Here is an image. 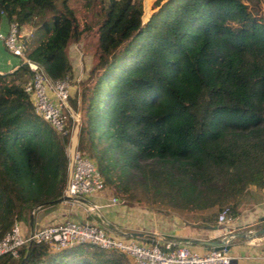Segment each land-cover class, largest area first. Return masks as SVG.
<instances>
[{"label":"trees","instance_id":"1","mask_svg":"<svg viewBox=\"0 0 264 264\" xmlns=\"http://www.w3.org/2000/svg\"><path fill=\"white\" fill-rule=\"evenodd\" d=\"M141 14L142 0H0V21L31 29L24 53L51 81L70 75V43L95 41L67 104L78 118L75 147L115 202L152 196L196 213L203 230L221 210L234 222L264 193V20L242 0H154L144 24ZM30 75L22 63L0 73V238L14 222L28 226L66 182L73 119L60 134L34 113L23 91ZM0 264L132 262L89 243L30 242Z\"/></svg>","mask_w":264,"mask_h":264},{"label":"built area","instance_id":"2","mask_svg":"<svg viewBox=\"0 0 264 264\" xmlns=\"http://www.w3.org/2000/svg\"><path fill=\"white\" fill-rule=\"evenodd\" d=\"M0 41L6 51L17 58L18 63L27 66L31 74L23 83V91L28 94L34 113L56 132L65 134L68 116L73 122L78 121L77 115L71 112L67 104L69 90L65 80H49L39 66L26 57L22 36L16 23L9 24L7 30L0 33ZM65 154L68 165L62 195L81 198L100 192L103 189L102 179L93 162L75 146L67 148ZM111 200L115 202L114 199ZM216 225L221 226L210 230L213 238H220L230 245L234 231L225 210L218 212L214 226ZM153 237L146 242L126 235L114 236L98 224L74 219L46 225L25 234L21 231L20 223L14 222L0 238V255L8 253L16 257L20 246L35 242L47 244L52 250L89 243L103 250L122 253L132 264H233L236 259L224 247L209 248L199 253L188 243L158 239L154 235ZM258 239L254 238V244Z\"/></svg>","mask_w":264,"mask_h":264},{"label":"rangeland","instance_id":"3","mask_svg":"<svg viewBox=\"0 0 264 264\" xmlns=\"http://www.w3.org/2000/svg\"><path fill=\"white\" fill-rule=\"evenodd\" d=\"M153 1L154 0H142V14L140 16L141 24H144L149 17L152 11ZM242 1L247 4L253 15L260 16L261 19L264 20L263 2L258 0ZM145 7H147L146 10ZM94 42V40L92 41L91 38H89L85 45L81 43H70L67 47V55L71 64V72L70 75L64 80L68 85L69 97L72 96L77 82L83 80L86 77L87 69L92 61L91 53ZM97 196L103 199L101 202L104 203V205H102L99 209L100 213L103 215V218H107L109 222L113 221V223L115 222L119 226H124V231L130 232L131 237L145 235L149 238L153 235H157L162 237L193 240L202 239L206 235L205 230L196 227L197 225L195 222L198 220V215L196 213L194 214L189 212V210H183L181 208L166 206V204H152L151 202L154 201V197L152 196L149 198L150 202L148 203L137 202L135 204L121 203L120 201L112 202V196L106 189H102L100 192H98ZM253 204L254 203L251 199H249V202L247 201L244 204H241L240 209L242 210V214L244 215L247 209H249ZM165 209H168L169 211H177L178 213H171L168 211L162 212V210ZM261 211H264V193L260 195L258 203L253 205L252 215L255 216L257 212ZM256 219L258 218L256 217ZM246 221L247 220L244 217L240 218V223H244ZM255 223L256 221H254V224ZM254 230L256 229L249 228L248 230L246 229V232H250L249 234H252ZM234 233L237 232L235 231ZM258 237L260 236L250 237V235H248V237H245V241L254 246L253 240L254 238ZM233 242L235 241L230 243L231 246L228 250L229 253H232L233 251ZM191 248L198 251L199 253H203L205 251L204 246L191 245Z\"/></svg>","mask_w":264,"mask_h":264},{"label":"crops","instance_id":"4","mask_svg":"<svg viewBox=\"0 0 264 264\" xmlns=\"http://www.w3.org/2000/svg\"><path fill=\"white\" fill-rule=\"evenodd\" d=\"M7 26L8 25L6 24L4 19H2L0 21V33H4L7 30ZM19 31L20 34H22V36H27L31 32V29L29 27H21ZM17 65H18L17 58L7 53L4 50L2 42L0 41V73L9 72L14 68H16ZM77 131H78V124L77 121H75L73 122L70 129V136H69V142L67 148H71L76 145ZM97 194L90 196L91 202L88 201L90 202V204L94 206L96 211L94 212L92 210V212L97 215V219H92V218L90 219L87 216L86 211L91 210L88 208L87 204L81 203L80 201H62L56 204H50L36 209L32 214L33 216L31 215L32 216L31 223H29L28 226L20 223L21 231L26 234L32 230L41 228L43 226L56 224L63 220L71 218L74 220L99 224L102 227H104L109 234L114 236H120V235L130 236V232L124 231L125 230L124 226H119L114 222L116 224L115 225L113 221L109 222L107 218L106 219L103 218V215L100 213L99 209L102 205H104V203L101 202L103 199L97 196ZM259 194L262 195V193ZM263 215H264V211L257 212L255 214L257 218H260ZM255 216L252 215V209H247L244 215L242 214V210H241L240 216L234 222H230L233 231L235 232L238 231L239 229L240 230L239 232H246V229L248 230L250 228L248 226L254 224V221H256ZM241 217H244L247 221L244 223H240ZM205 231H206V235L202 239H208L209 234L213 238V234H211L212 233L211 231L210 233L209 230L207 229H205ZM155 237H157L158 239H171V240L181 239L174 237H162L157 235ZM258 238H259L258 242H256L254 246L250 245L247 241H245L246 238H243L241 241L234 240L235 242H233V247H232L233 251L232 253H229L231 256L236 258L233 264H264V235H261ZM232 241L233 239L230 241V243ZM207 249L209 248L205 247V251Z\"/></svg>","mask_w":264,"mask_h":264},{"label":"water","instance_id":"5","mask_svg":"<svg viewBox=\"0 0 264 264\" xmlns=\"http://www.w3.org/2000/svg\"><path fill=\"white\" fill-rule=\"evenodd\" d=\"M62 201H80L81 203H84L82 198H72V197H67L65 195H62L61 197H59V198H57L55 200H52L51 204H56V203H59V202H62ZM84 204H87L88 208L93 210L94 212L96 211L92 204H90L88 202H86ZM31 217L32 216L30 214L29 223H31ZM259 221H264V215L259 218ZM220 226L221 225L208 227L207 230H209V233H210V230H212V229H214L216 227H220ZM245 233L246 234L236 233V234H233V235H241L244 238L248 237V235H250V237L251 236H253V237L261 236V235H264V226H261L258 229L254 230L252 232V234H249L250 232H245ZM175 241H178V242H181V243H188L190 245L204 246V247L211 248V249H220L221 247H224L225 249H229V247H230L229 244H225L224 243V240H221L220 238H212L210 236V234L208 235V239H193V240H191V239H186V240L182 239V240H175Z\"/></svg>","mask_w":264,"mask_h":264},{"label":"bare ground","instance_id":"6","mask_svg":"<svg viewBox=\"0 0 264 264\" xmlns=\"http://www.w3.org/2000/svg\"><path fill=\"white\" fill-rule=\"evenodd\" d=\"M254 241V240H253Z\"/></svg>","mask_w":264,"mask_h":264}]
</instances>
